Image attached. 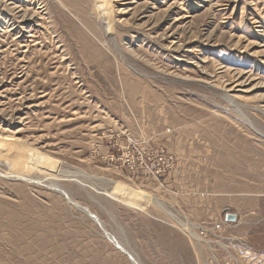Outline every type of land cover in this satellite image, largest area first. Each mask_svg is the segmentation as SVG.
Returning a JSON list of instances; mask_svg holds the SVG:
<instances>
[{
	"label": "rangeland",
	"instance_id": "rangeland-1",
	"mask_svg": "<svg viewBox=\"0 0 264 264\" xmlns=\"http://www.w3.org/2000/svg\"><path fill=\"white\" fill-rule=\"evenodd\" d=\"M97 1L0 0V264H264V0Z\"/></svg>",
	"mask_w": 264,
	"mask_h": 264
},
{
	"label": "bare ground",
	"instance_id": "bare-ground-1",
	"mask_svg": "<svg viewBox=\"0 0 264 264\" xmlns=\"http://www.w3.org/2000/svg\"><path fill=\"white\" fill-rule=\"evenodd\" d=\"M99 1V0H98ZM97 1V2H98ZM110 0H101V16L103 18H105V23L106 25L108 26L110 24V20H111V13L112 12L107 4L110 3L109 2ZM98 11H99V7H98ZM28 154L30 155L31 159L30 158H24L25 160L21 161L23 162L22 164H19L18 161L16 160V163H18L19 165H16L17 167V170L20 171L21 173L25 172L28 170V168L26 167V164L28 166V163L32 162V159H37L38 161L40 160L41 158V153L39 152H33L30 150L27 151ZM64 192V191H63ZM138 190L137 189H134L130 186H127V185H119V186H116V188L114 189V191L111 193V196H115L117 197V200L124 203L125 205H129V206H132V207H136L138 208V206L140 207V203L138 202V200L140 199V197L138 196ZM66 194V193H65ZM67 195V194H66ZM68 198V197H67ZM70 200V199H69ZM74 203V202H73ZM76 204V203H74ZM97 223L102 227L100 221L97 219ZM183 226L185 224H182ZM103 231L105 230L103 227H102ZM105 235H107V238L114 244V246H116V248H119L121 251L125 252L126 250L122 247V245L110 234V233H106L104 232ZM127 252V251H126ZM125 252V253H126ZM131 259H132V262L134 264H139V262L137 261V259L135 258H132L133 256L131 254H129L128 252L126 253Z\"/></svg>",
	"mask_w": 264,
	"mask_h": 264
},
{
	"label": "water",
	"instance_id": "water-1",
	"mask_svg": "<svg viewBox=\"0 0 264 264\" xmlns=\"http://www.w3.org/2000/svg\"><path fill=\"white\" fill-rule=\"evenodd\" d=\"M65 196H67L65 194V192H62ZM78 208L82 209L83 211H85L88 215H90L91 217H93V219H95L97 221V218L89 211L87 210L85 207L82 206H78ZM228 220H234L235 219V215L233 214H228L227 215Z\"/></svg>",
	"mask_w": 264,
	"mask_h": 264
}]
</instances>
